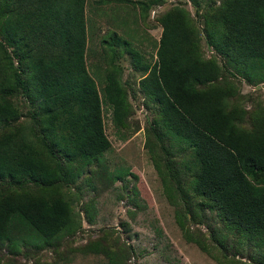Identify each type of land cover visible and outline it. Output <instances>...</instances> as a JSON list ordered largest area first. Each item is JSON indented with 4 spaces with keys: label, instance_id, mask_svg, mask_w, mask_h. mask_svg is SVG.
Returning <instances> with one entry per match:
<instances>
[{
    "label": "trees",
    "instance_id": "obj_1",
    "mask_svg": "<svg viewBox=\"0 0 264 264\" xmlns=\"http://www.w3.org/2000/svg\"><path fill=\"white\" fill-rule=\"evenodd\" d=\"M86 1L0 0V264L79 229L72 193L81 185L68 191L79 174L95 191L91 176L130 174L107 175L102 159V109L120 128L131 114L115 44L142 72L155 110L145 145L185 240L219 264H264V105L247 108L236 85L264 80V0H190L198 20L175 4L157 18L153 63L111 30L101 40L110 64L97 80L85 58ZM128 1L140 18L162 2ZM93 198L81 203L86 216ZM101 233L79 249L102 255L97 264H132V246Z\"/></svg>",
    "mask_w": 264,
    "mask_h": 264
},
{
    "label": "rangeland",
    "instance_id": "obj_2",
    "mask_svg": "<svg viewBox=\"0 0 264 264\" xmlns=\"http://www.w3.org/2000/svg\"><path fill=\"white\" fill-rule=\"evenodd\" d=\"M91 2L87 0L85 4L88 28L85 58L88 70L95 77H97L95 72L99 70L103 73L104 68L110 64L107 55L111 50L101 43L109 31L116 30L122 38L129 40L131 46L136 47L147 61L153 63L156 58L157 41L163 31L157 21L162 12L175 4H180L198 20L190 0H162L159 5H152L141 18L137 6L131 9L127 5L126 22H120V17L119 21L113 22L110 17L104 16V11L95 13ZM204 7L206 6L203 5L202 11ZM117 10L122 12L120 4ZM201 45L206 57L214 54L203 36ZM114 47L118 51L114 56V62L119 63L121 67L119 80L126 89L131 114L127 119L128 127L120 128L112 121L111 108L102 109L105 134L110 141L102 159L107 175L110 176L116 171L130 174L113 181H100L91 176V184L95 186L96 191L88 184L87 173L79 174L76 181L69 185L68 190L70 193L76 190V183L82 188L81 194L72 193L74 212L78 213L80 220L79 229L72 234L63 235L55 246L47 245L40 249L24 250L26 254L18 255V260L20 264H97L104 260L102 255L84 253L79 247L88 240L100 237L102 231H107L109 238L119 236L122 241L132 246L133 255L129 260L132 264H219L196 244L187 242L182 235V229L175 222L174 206L169 203L163 191L154 162L145 145L148 127L155 110L152 104L150 107L145 105V95L139 88L142 72L133 67L130 54L123 51L121 45L115 44ZM104 51L107 53L105 57ZM236 85L239 87V93L244 95L242 104L247 108L264 105V80L255 85L243 77H238ZM20 120L23 124L28 123L24 116ZM133 187H136L140 198L135 199ZM90 196L94 197L93 209L91 215L86 216L81 203ZM197 226L206 229L203 225Z\"/></svg>",
    "mask_w": 264,
    "mask_h": 264
},
{
    "label": "crops",
    "instance_id": "obj_3",
    "mask_svg": "<svg viewBox=\"0 0 264 264\" xmlns=\"http://www.w3.org/2000/svg\"><path fill=\"white\" fill-rule=\"evenodd\" d=\"M91 1H92L91 2L92 3V10L95 13L104 11V13H105L104 16H106L107 18L110 17V19L113 22L114 21H119L118 17H120V22L121 21L126 22V19L128 18V16H127V5H129L131 7V9H135V6H136L133 2H130L128 0H91ZM119 4H120V6L122 8V12L121 13H120L119 10H117V6ZM154 4H152V5H154ZM152 5L149 7V9L152 7ZM155 5H159V4H155ZM137 9H139L138 6H137ZM85 10H86V6H85ZM138 14L140 16V11L138 12ZM131 22H135V21L131 20ZM123 25H125V24H123ZM147 38L148 37H146V39Z\"/></svg>",
    "mask_w": 264,
    "mask_h": 264
}]
</instances>
